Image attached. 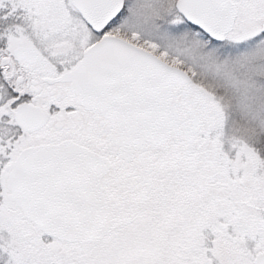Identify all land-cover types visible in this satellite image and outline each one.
<instances>
[{"label":"snow or ice","instance_id":"snow-or-ice-1","mask_svg":"<svg viewBox=\"0 0 264 264\" xmlns=\"http://www.w3.org/2000/svg\"><path fill=\"white\" fill-rule=\"evenodd\" d=\"M0 264H264V0H0Z\"/></svg>","mask_w":264,"mask_h":264}]
</instances>
